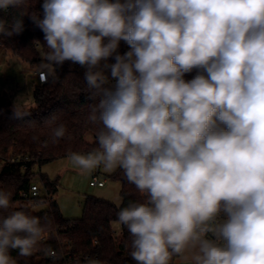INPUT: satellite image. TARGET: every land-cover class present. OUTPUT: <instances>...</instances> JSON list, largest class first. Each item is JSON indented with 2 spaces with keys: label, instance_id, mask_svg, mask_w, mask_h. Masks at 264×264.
<instances>
[{
  "label": "clouds",
  "instance_id": "1",
  "mask_svg": "<svg viewBox=\"0 0 264 264\" xmlns=\"http://www.w3.org/2000/svg\"><path fill=\"white\" fill-rule=\"evenodd\" d=\"M10 8L22 11L0 18V38L27 15L45 81L66 61L86 69L97 147L68 159L82 175L120 169L143 195L117 212L136 264H264V0H40L39 14L0 0ZM66 133L57 125L51 142ZM11 197L0 188V209ZM44 230L24 210L0 218V264L32 256Z\"/></svg>",
  "mask_w": 264,
  "mask_h": 264
},
{
  "label": "trees",
  "instance_id": "2",
  "mask_svg": "<svg viewBox=\"0 0 264 264\" xmlns=\"http://www.w3.org/2000/svg\"><path fill=\"white\" fill-rule=\"evenodd\" d=\"M39 4L40 0H27V13L39 14ZM21 11L10 8L0 12V18L10 23ZM43 35L26 15L24 31L11 38H0V47L34 69L47 51ZM127 50L128 46L121 41L120 54ZM42 70L48 72L46 68ZM85 71L79 64L66 61L54 71V75L48 76L45 83L33 82L35 106L25 110L30 114L23 118H16L10 100L0 97V188L12 192L10 207L0 209V218L12 211L24 210L40 217L45 225L42 242L32 256L22 257L18 250L10 251L16 264H84L86 258L98 259L101 264H136L129 254L131 239L127 229L121 225L118 237L113 231L119 209L130 201H142L144 198L134 185L126 181L122 170L116 169L111 175L120 184L121 204L87 197L82 215L77 219H65L54 198L48 208L39 211L33 210L35 206L27 198L36 178L48 194L56 192L57 183L38 172L43 165L67 158L70 152L87 153L97 147L94 136L98 126L88 121L92 101L88 99ZM193 75L194 72L187 74L186 79ZM61 123L66 126L67 133L53 144L51 129ZM46 247L57 254L55 259L45 255L43 249ZM178 258L173 257L170 264H175Z\"/></svg>",
  "mask_w": 264,
  "mask_h": 264
},
{
  "label": "rangeland",
  "instance_id": "3",
  "mask_svg": "<svg viewBox=\"0 0 264 264\" xmlns=\"http://www.w3.org/2000/svg\"><path fill=\"white\" fill-rule=\"evenodd\" d=\"M42 62L35 68H42ZM30 67L17 58L5 53L0 47V97L10 100L14 108L19 103L24 110L33 108L34 100L32 95V81L29 75ZM91 138H89L90 140ZM114 171H105L102 167L91 175H82L67 158L53 160L43 165L38 172L46 175L50 180L57 183L56 192L52 195L58 205L62 216L65 219H77L82 215V209L87 197H97L108 200L116 205L121 204L120 184L113 180L111 175ZM97 177L106 180L105 187H91L89 182ZM42 192L44 187L38 178L34 179ZM49 203L33 208L35 211L44 210ZM113 231L118 237L121 231V224L115 222ZM182 262H178L181 264Z\"/></svg>",
  "mask_w": 264,
  "mask_h": 264
},
{
  "label": "built area",
  "instance_id": "4",
  "mask_svg": "<svg viewBox=\"0 0 264 264\" xmlns=\"http://www.w3.org/2000/svg\"><path fill=\"white\" fill-rule=\"evenodd\" d=\"M44 74H47V73L45 71H38L36 73V78H37L39 83H45L47 81V80L45 81L43 79ZM47 79H48V77H47ZM105 183H106L105 179L100 180L97 177H93V179L89 182V185L91 187L103 188L105 186ZM27 198L31 200L32 205L35 207L41 206V205L45 204L46 202L49 203L53 199L52 195L48 194L46 191L42 192V190L40 189V187L36 183H34L31 186ZM174 263H175V261H174Z\"/></svg>",
  "mask_w": 264,
  "mask_h": 264
},
{
  "label": "crops",
  "instance_id": "5",
  "mask_svg": "<svg viewBox=\"0 0 264 264\" xmlns=\"http://www.w3.org/2000/svg\"><path fill=\"white\" fill-rule=\"evenodd\" d=\"M38 71H43L42 69H39V70H37V69H29V75L31 76V81H32V83L33 82H38V80H37V78H36V73L38 72ZM106 184V183H105ZM105 187V186H104ZM182 262L181 260H180V258H178L176 261H175V263L176 264H178V262Z\"/></svg>",
  "mask_w": 264,
  "mask_h": 264
},
{
  "label": "water",
  "instance_id": "6",
  "mask_svg": "<svg viewBox=\"0 0 264 264\" xmlns=\"http://www.w3.org/2000/svg\"><path fill=\"white\" fill-rule=\"evenodd\" d=\"M182 264V263H181Z\"/></svg>",
  "mask_w": 264,
  "mask_h": 264
}]
</instances>
